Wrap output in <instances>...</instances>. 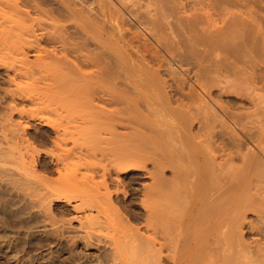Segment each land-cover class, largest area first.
Returning a JSON list of instances; mask_svg holds the SVG:
<instances>
[{"label":"bare ground","instance_id":"1","mask_svg":"<svg viewBox=\"0 0 264 264\" xmlns=\"http://www.w3.org/2000/svg\"><path fill=\"white\" fill-rule=\"evenodd\" d=\"M55 1L49 7L51 0H0V65L13 73L7 80L12 87L4 88L11 100L3 101L6 115L0 113L5 118L0 121V181H10L22 198L44 210L49 198L69 199L66 186L99 180L93 179L94 164L104 158L92 164L89 154L97 156L107 140L113 158L110 167L101 165L105 193L97 197L84 189L81 194V185L80 190L71 186L80 196L75 204L86 206L82 212L83 205L75 206L83 238L102 212L115 208L114 215L124 214L108 188L112 171L119 182L131 170H144L151 179L141 182L145 230L130 225L136 229L127 230L132 231L127 247L121 233L113 236L124 253L110 250L107 264H264V0H141V27L157 44L149 47V61L148 50L136 56L135 47H126L133 35L124 46L119 33L126 23L114 19L121 10L111 9L113 0L87 1L88 9L74 7L76 0ZM151 61L158 65H148ZM205 62L213 64L212 75L209 68L203 71ZM231 82L248 106H228L218 97ZM173 115L187 135L180 125L174 133L164 122ZM36 119L54 132L44 153L66 183L57 178L54 185L55 177L51 182L38 170L52 162L42 159L29 136ZM196 120L198 131L192 128ZM84 158L87 167L96 168L92 173L86 167L79 177L75 172Z\"/></svg>","mask_w":264,"mask_h":264},{"label":"rangeland","instance_id":"2","mask_svg":"<svg viewBox=\"0 0 264 264\" xmlns=\"http://www.w3.org/2000/svg\"><path fill=\"white\" fill-rule=\"evenodd\" d=\"M54 1L55 0H51V3H49L48 6L51 5L52 3H54ZM77 1H78L79 5L78 4L74 5V7L77 8V6H78V8L85 7L86 9H88L89 8V3H91L92 0H90V1L89 0H84V1L83 0H76V2ZM122 1L125 4H122L121 1L119 3L122 6L125 5L123 7L120 4H117L118 0H116V1L113 0L114 4L113 5L111 4L112 6L111 5L110 6H111V9L113 11L114 10L115 11H118V10L123 11V12L119 11L118 13L116 12L117 16H115L116 14L113 13L114 14L113 16H115L114 19L115 20L117 19L116 21L118 23H119V21H121L119 23L120 25L121 24L124 25L126 23L124 26L121 25L123 27L122 29H124V27H125V29H124L125 31L121 29L122 32L119 33V34L122 33L121 35H123V33H124V35L121 36V35L117 34V32H119V29L116 30L117 27H115V29L113 27V32H115L114 34H115L116 38H120V36H121V38L124 37V43H123V41L118 42L117 40H119V39H116L115 37L114 38L117 41V43H121V44L123 43L124 46H125V44H127V40L130 39V37L133 35L132 37H134V39H132V45H130V46H133V44H134V46L130 47L127 44L126 47L128 49L131 48L130 50H132L135 47L133 49V52L134 51L138 52V53H134L136 56H138L139 53L141 55L142 52L148 50V51H146L144 53L147 54V52H149L148 55H146L147 56L146 60L149 61L150 58H151V55H150L151 54V52H150L151 50L150 49L152 48V46H154V45L156 46L157 44L155 43L154 38L152 40V38L148 35V33L142 28L144 26L140 22L142 20L140 18H143L142 17L143 9H141L140 6L142 7V4H143L144 1L142 0L143 1L142 2L140 0L142 2L141 4L139 3L140 1H138V0L137 1L133 0V2H132V0H130V1L122 0ZM124 1H127V2H124ZM178 1H182V0H178ZM56 2H59V0H56L55 3ZM85 2L88 3V5ZM81 3H83L84 5L86 4V6H83V4H81ZM94 4H96V3H94ZM116 4H117L118 7L116 6ZM87 6H88V8H87ZM112 7H114V8H112ZM115 8H117V9H115ZM126 8H128V9H126ZM127 10H130V11H127ZM134 13H136L137 15L134 14ZM118 14L124 15V17L122 16L123 20L120 19L121 17H119ZM138 15H141V17L139 16V18H137ZM136 18H137V20H136ZM118 19H120V20H118ZM138 20H139V23L137 22ZM69 23H71L72 25L75 26L74 21L71 20ZM118 23L116 25H118ZM72 25H70L71 29H73L72 27H74ZM114 30H116L117 32L114 31ZM127 33L129 35H126ZM116 34L119 35V36H117ZM143 36H145V38L147 37V39H148V40H146V42L148 43L147 47H145L143 45V43H142L143 40H145V38ZM127 37H129V38L126 40ZM121 38H120V40H123ZM139 39H142V40H139ZM133 40L135 42H133ZM136 42H138V43H136ZM152 42H153V44L154 43L155 44L154 45L151 44ZM119 45L120 44H116V48L120 47ZM92 46L94 47V44ZM143 47L147 48V49H144ZM149 47H150V49H149ZM141 48L143 49V51H142ZM124 49H125V47H124ZM137 49H140V50H137ZM162 53H164V50L162 51ZM164 55L167 56V53H164ZM154 62L155 61H151L150 63H147V64L151 66L152 63L155 64ZM222 62H224V61H222ZM205 64L207 66H203V71L205 72L206 69L209 68L208 69L209 71H206V72H209V73H207V75H212L213 72L210 70V67H212L213 64L211 62H210V64H209V62H207V63L205 62ZM155 65L156 66L158 65L157 62H156ZM261 65H263V63H261ZM198 67H196V68H198ZM7 68H8L7 65H6V67L4 65H0V96L2 98L5 97V98H3V100H1L2 98L0 97V100H1L0 101L1 102L0 106L2 105V107H0V110L2 112H4L3 108L5 107V104L6 103L8 104L7 101L11 100V98H8V97L12 96L11 94L9 95V93L8 94L6 93L7 90H9L8 87L9 88L12 87L11 83L9 81H7V80H9L8 76L10 74L11 75L13 74L12 70H10L9 68L7 69ZM192 82H193V80H192ZM229 85H231V86L227 87V89L225 88V91H224L225 93H223L222 96L219 95L218 97H221L222 101L223 102L225 101V104L228 105V106H233L234 107V105L237 106L240 103H241V105L248 106L249 103H247L246 98L241 97V95L237 93L235 87H233L234 84L231 82ZM4 88H7V90L4 89ZM230 89H232V90H230ZM227 90H229V91H227ZM240 91H242V90H240ZM6 96H8V97H6ZM7 98H8V100H7ZM4 100H7V101H5L3 103ZM175 105H176V103H175ZM26 107L29 108L28 105L25 106V108ZM2 112H0L1 115H3V116L6 115V110H5L4 113H2ZM3 116H0L1 123L2 122L5 123V121H4L5 118H3ZM17 116H19V115H17V113H14V118L15 119L18 118ZM174 116L175 115L172 116L173 118L172 117H168V118H170L169 119L170 121L167 120L168 118H166L164 122L166 124H168V122H169L170 126L172 125L169 128L170 129L174 128L172 130L174 133H175L176 129L178 130L180 128L179 127V125H180L181 128L184 129V131L181 130L182 133L187 135V132H185L186 131L185 128H183L182 125H181L182 121H179L180 119L179 118L177 119V116H175L176 118H174ZM1 117L3 118V120H1L2 119ZM173 120H175V121H173ZM172 121H173V124L170 123ZM176 121L179 124H177ZM169 124H168V126H169ZM194 124H195V127H194ZM197 124H199V126H197ZM173 125H175V126H173ZM176 127H178V128H176ZM199 127H200V123H197V120H196L193 123V127L192 128L195 129L194 131H196V130L198 131ZM28 130H29V136L31 135L30 136L31 140L35 141L34 142L35 145L37 144L36 146L40 148V149L39 148H37V149H39V151L42 153V157H44L42 159H45V162L48 160L47 161V164H48L51 161L52 157L50 158L49 157L50 154L48 155V154H46L44 152H45V150L47 151L49 149V147L51 145L50 143H52L51 141L49 142V140H50V138L51 139L54 138L53 137L54 136V132L52 131V129L49 126L43 125L40 122V120L38 121V119H36V120H34L32 122V124L28 128ZM41 135H43L47 140L46 139L43 140ZM206 136L208 137V135H206ZM43 141H45V142H43ZM79 142L83 143V141H79ZM103 142L100 143V146H99L101 152H99V151L97 152L96 151L97 153L96 152L95 153L97 154V156L95 154H93V156L95 155L96 158H93V156H91L90 154H89V156L91 157L92 160L90 159V157H88V158L86 157L88 159V161H90V160L92 161V164H93L94 159H98V162L100 160H102L99 163L98 162H94V163H98L97 165L94 164V166H96L97 169H95L96 167H92L91 168L90 167L92 165L91 163H90L91 165H88V167H90V168H88L87 167L88 162H85L86 161L85 158L82 159L83 162H81L82 163L81 166H84L86 164L85 167H81L79 165L78 168L80 170L77 168L76 172L73 171V169L75 170V168L72 169V171L75 172V174L76 173L79 174V172L80 173H86L85 172L86 171V167L89 170L92 169V171L90 170L92 173L95 170H97V172L93 173L94 176L96 175V177H94L93 179L96 178V179H99V180H94L95 182H93V181L91 182L89 180L90 182H88V183H91V185H86V183H84L86 185L85 186L84 184H81L82 180L81 181H77V180L74 179L75 181H77V184L79 183L78 185H76L75 184L76 182L73 181V178H72V180L70 178V180L74 182L73 185L78 186V188L75 186L77 189L80 190L79 187L81 185V194H83L82 190L90 189V192L96 193V194H92V195L93 196H95V195L97 196V194H99L100 192H102L104 190V186L105 185L104 184H103L104 186L102 185V183L104 182V181H102L104 179L103 178L104 177L103 176L104 175V171H103V169L101 170V167L103 166V164L108 166V167H110L109 166L110 165L109 161H110V159L113 158V156H111V150H110V145L111 144L107 140H105ZM89 143L87 142L88 145H90ZM105 143H106V145H105ZM94 144H99V143H94ZM153 144H154V142H153ZM153 144L152 143L151 144L147 143V146L150 145L148 147H150V149H152L153 146H154ZM101 145H105V146H102L104 151L101 150L102 149ZM79 146H81V144ZM82 146H84V145H82ZM97 147H98V145H97ZM105 147H106V149H105ZM99 148H97V150ZM42 149H43V151H41ZM102 152H103L104 156L101 155ZM104 152H107V153H104ZM109 156H111L112 158H110ZM101 157L104 158V159H100L99 160V158H101ZM53 163L54 162L49 163L47 165V167H41L40 166V167H38V170L41 171L40 174L45 172L44 173V174H46L45 176H47V178L50 179L51 182H52V178L55 177L54 179H56L55 181H57V182H55L54 179H53V183H54V185H56L58 183V181H59L57 178L60 179L61 177L59 175H61V174H58V172H56L57 170L55 169V165ZM82 168H83L84 172H81ZM93 169H95V170L93 171ZM89 170H87L89 172L88 174L91 175V172ZM69 171H71V170H69ZM93 174H92V176H93ZM137 174L140 175V176H138ZM63 175H64V172H63ZM71 175H70V177H72ZM80 175H82V174H79L78 176L80 177ZM143 175H145L144 170H131L130 172H127L126 174H121V182H119L117 179H113V177H117L116 171L115 172L114 171L111 172V176L112 177L110 179H107L108 188H109L110 191L112 189L111 192H112V199H113L114 204L115 205L117 204V207L119 206V208L121 209V211L124 214H122V216L119 215V214H118L119 216L118 215H114V214H116V212H115L116 209L115 208H113V210H111V211L107 210V212L105 214L102 212L100 214V216H98V219H97V217L94 218L97 221H94V219H93L94 222L91 221V224H92L91 227L87 226V227H89V230H90V233H89L90 235H88V238L87 237L83 238L80 235V233H81L79 231L80 228H78V229L76 228V227H78V225H80V224H78L80 222H78L79 221L78 217H77V219L75 217L80 213L78 210H79L80 207H82L83 204L80 205V207L77 206L78 204H77L76 200L77 201L79 200V199H77V196H78V198L80 196L78 195V193H75L76 190H74L75 187L72 186V184L69 185V187H67L65 185L66 186V193H64V191H63V193L66 195L68 193L67 192L68 188H70V190H68L69 193L67 194V195H69V199H68V196H66L67 198L65 197L66 198L65 200L64 199H55V198L51 200L49 198L48 201H45L46 204H44L45 205L44 207H46V208H44V210H43L42 207L40 208V207L36 206L35 204L31 203V201H28L25 198H22L23 196L21 197V195L18 194V192L15 190L16 187L15 186H14L15 188L12 187L13 183H11L8 180L2 181L3 183L0 181V264H107V263H109V261L112 258V255H111L112 253H111L110 250H113V251L115 250L116 252H118V254H119V251H121V252L124 251L122 249L124 246L123 245H119L120 243H118V241L120 239H124L125 240V242H123L124 240H121V241L123 242V244L125 243L124 245L126 246V243H128L127 239L131 236L130 233L133 231V229L135 230L136 227L138 226L142 231L145 230V226H146V224H145L146 223V219H145V217H146V208H145V201H143L144 203L141 202L142 200H144V199H142V197H144V195H143V193L141 191V189H142L141 182H143V179H145V181H147V182L148 181L150 182L151 179L146 177V176H143ZM67 177L69 178V176H67ZM73 177H75L74 174H73ZM106 178H109V176L106 177ZM100 180H101V182H100ZM61 181L65 182V177L61 178ZM8 182H9V184H8ZM98 184H100V185H98ZM59 185L60 184H58V186ZM63 185H64V183H63ZM60 186L62 187V184ZM71 186L74 187L73 188L74 192L71 195L73 197L76 196L74 198L70 197V194L73 191V190H71V188H72ZM96 186H97V188H96ZM85 187H87V188H85ZM90 187L92 188V190H91ZM8 189H10L11 191H9ZM64 189H65V187H63V190ZM97 189H98L99 192L97 191ZM116 190L117 191L119 190V191L117 192ZM114 191H116V192H114ZM12 192H14V193L16 192V193L13 194ZM77 192H79V191H77ZM79 194H80V192H79ZM100 194L102 195V193H100ZM70 198H72V199H70ZM67 199L69 200V203L67 202ZM59 200H61V201H59ZM65 201H66V203H65ZM75 206L78 207L77 208L78 210H76V211H75V208H76ZM83 206H84L83 207L84 209H80L81 212L83 210H85V208H86L85 205H83ZM31 207L34 208V209H31ZM107 213H109V214L107 215ZM74 214H75V216H74ZM111 215H112V217L113 216L114 217L111 218ZM123 215H124L125 218L123 217ZM251 215H250V217L254 218L253 217L254 215H252V216ZM118 217H120V218L123 217L124 219L122 218L121 221L123 220L122 223L124 222V224H126L127 226L126 225H122V223H120L121 221L118 220ZM67 218H68V220H67ZM109 218H111V219H109ZM127 219H128V221H127ZM107 222H109V223H107ZM128 222H130V223H128ZM69 224H71V225H69ZM88 224H90V223H87V225ZM132 224L134 226H136V227L134 228V226H130ZM72 226H75V227L72 228ZM119 227H120L121 230L123 228L124 233H126L125 237L122 234L123 231L119 232ZM125 227H127L126 230H125ZM130 227L132 229L131 232L127 231V230H131ZM119 233H121L122 236L121 235L120 236L123 237V238L120 237V239L119 240L117 239L118 241H116V239H113L114 238L113 236L118 238ZM250 233H251V235L254 233L252 236L256 237L258 235L259 238L261 237V235L256 234L255 231H252ZM250 233H248V235H249L248 238L252 237V236H250ZM94 234H95V236H94ZM128 234H130V235H128ZM126 235H128V237ZM108 238L111 239V240L109 241ZM253 238L252 239L249 238V240L250 239L253 240ZM112 240L114 242L116 241L115 243H117L116 244L117 248L115 246H113L114 242H112ZM129 240H130V238H129ZM122 242H121V244H122ZM98 243H99V245H98ZM105 244H108V245H105ZM111 244H112V247H111ZM117 245L119 246V248H118ZM109 246H110V249H109ZM103 248H105L107 251L105 249H103ZM122 254H120V255H122ZM123 256H125V255H123Z\"/></svg>","mask_w":264,"mask_h":264}]
</instances>
